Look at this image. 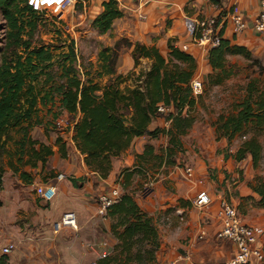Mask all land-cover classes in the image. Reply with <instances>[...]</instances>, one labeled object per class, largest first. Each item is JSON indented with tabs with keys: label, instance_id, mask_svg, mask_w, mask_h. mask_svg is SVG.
I'll return each instance as SVG.
<instances>
[{
	"label": "trees",
	"instance_id": "trees-1",
	"mask_svg": "<svg viewBox=\"0 0 264 264\" xmlns=\"http://www.w3.org/2000/svg\"><path fill=\"white\" fill-rule=\"evenodd\" d=\"M122 16L115 0H102L90 26L97 35H103L111 30L113 21ZM0 17L3 22L0 28L3 30L0 42V151L9 157L10 170L18 174L25 185L31 184L32 176L22 171L23 168L39 167L42 171L53 154L49 145L31 138V129L41 127L45 135L62 114L74 119L70 125L73 148L82 157L86 170L100 180L107 178L111 160L123 154L133 139L146 137L152 140L158 135L166 138V146L160 154L145 144L141 153L134 155L132 169L124 168L118 172L116 181L123 178V189L137 168H142V163L153 160L159 165H169L165 160L181 153L180 137L193 123L189 110L194 105V98L188 83L195 73L196 62L188 53L173 46L172 40L166 41V54L162 56L154 46L120 38L111 47H101L95 64L84 68L80 63L77 65L72 41L59 47L32 45L38 13L32 12L24 0H0ZM56 34L59 38L60 33L56 31ZM120 47L129 51L133 68L124 76L116 74L114 69ZM248 55L244 47L231 45L220 38L218 45L206 52L210 69L207 84L218 86L231 75L226 65L227 56L247 58ZM139 60L144 61L145 66L134 70ZM102 78L105 82L101 85ZM252 92L249 86L246 98L234 114L217 117L214 133L216 140L224 139L228 143L251 125L255 133L240 143L231 158L240 162L248 157L254 169L261 154L256 137L264 138V95L252 98ZM159 104L171 107L173 112L164 116L158 114L156 107ZM42 110L50 117L48 121L38 117ZM159 119L167 123V127L150 131L149 125ZM6 142H11L10 151H5ZM53 145L57 147L59 157L64 159L65 145L60 136L55 137ZM226 155L224 158H228ZM67 180L76 188L86 178ZM247 188L257 198V209L264 210V177L256 178L254 184H247ZM243 198L253 200L250 196ZM105 218L110 222L109 233L116 243L111 252L94 264H118L122 255L124 264L155 260L159 246L155 223L139 210L128 193L120 194L119 200L106 211ZM0 264L3 263L0 261Z\"/></svg>",
	"mask_w": 264,
	"mask_h": 264
},
{
	"label": "rangeland",
	"instance_id": "rangeland-1",
	"mask_svg": "<svg viewBox=\"0 0 264 264\" xmlns=\"http://www.w3.org/2000/svg\"><path fill=\"white\" fill-rule=\"evenodd\" d=\"M100 1L76 0L73 11H65L62 14H53L49 11L38 13L36 29L32 37V45L43 44L59 47L62 44L67 45L69 41H72V49L75 54V59L77 60V65L80 63L84 66V68H88V64L94 65L96 61V54L100 48L104 46L111 47L114 43L112 33L107 32L103 35H97V33L90 26V22L99 12ZM171 1L175 2V0ZM182 1L183 0H176L177 3H175L183 14H195L197 11L204 13L201 8H196V4H204L208 6L209 3L214 4L217 2L216 0ZM83 12L85 17L82 24L75 26L74 22L77 18V14ZM2 23L3 22L0 17V28ZM169 24L170 21H165L166 26ZM56 31L60 33L59 38L56 37ZM243 32V34L235 35L236 38L231 35L232 38L236 40V44L231 45L244 47L249 55L247 58L240 56L226 57V65L230 68L231 75L218 86H211L207 84L206 76L210 72L205 74V76H203L204 73L202 72V76L204 78L199 76L203 81L202 91L198 97L194 98V105L189 110L193 123L185 135L180 137L182 146L181 153H175L172 157L165 160V162H168L169 165H159L158 161L149 160L146 163H142V168H137V172L130 177L126 188L123 189L122 187L123 178L120 177L118 181H116L115 177L113 183L109 185L102 184L98 193H94L92 195L84 193V197L78 196L82 199L83 205L90 209V217L95 218L94 228L96 229L98 236V239H96L94 237L95 234H93L91 230H88L86 233L90 239H93L92 242L86 245L89 247L82 248L89 253L91 252L94 254L90 257L91 259L89 258L86 260L85 264H94L99 258V252H111L112 247L116 243V240L110 233L108 235H104L102 228L103 220L95 214L94 207L98 194L103 192L105 193L111 188L117 189L119 195L122 193H128L139 207V210L148 216V213L144 210L143 205L151 207V205L155 203L154 198L149 199L146 196L149 195L156 186L164 189L166 194H175L173 182L170 180H161L159 182L158 176L162 173H167V170L175 172L177 170L180 171V169L184 166L191 167L187 160L188 156L185 152L189 155L200 156V152L207 147L212 146L213 148L216 147V154L218 153L223 157H227L226 154H228V157L231 158L240 143L255 133V130L252 129L251 125H247L242 134L234 135L228 143L224 139L216 140L214 133V123L217 117L219 115L226 116L228 114H234L238 110V105L246 98L249 86H251L253 91L251 93L252 98H255L259 94L264 95V38L253 33L251 28L247 29V25ZM2 33L3 30L0 29V42H2ZM127 58V49L120 47L118 49L117 59L114 65L116 74L124 76L133 69L132 61L131 68H128V66H130V62L129 65H127ZM138 63L139 65L134 70L145 66V62L142 60H139ZM197 65L199 66V64ZM78 70H81L80 67H78ZM104 82L105 78H102L99 81L101 85ZM38 117L42 118L43 121H48L50 119L49 116H46V111L44 110L38 113ZM58 120L60 121V124L50 125V128H48L45 135L41 127H33L30 131L31 138L47 145L49 144V146H53L55 151L54 158L49 157L47 159L42 171H40L39 167L33 170H30L27 167L23 168V170L21 169L32 176V182L30 185H25L19 178V175L10 170L8 166L9 157L4 151H0V261L3 264H65L64 261L67 258L66 256L72 249V247H65L67 248V254L64 255V253H62L64 255L63 258L65 257L63 260L61 259L60 254V261H58V255L53 252L54 247L51 246L55 241V237L63 231L71 232L74 235L78 232V228L75 230L63 229L57 234H53L51 231L53 217L57 218L60 212L65 209V203L62 196L59 193H56V195L47 204H43L39 202L33 194V187L36 184L55 187L60 180L66 181V178L69 177L74 179L85 177L86 181H94L90 175L88 177L83 176L82 168L79 164V157L74 153L73 148L69 147L70 145L67 142L70 135V125L74 119L62 114ZM159 120H161L165 125L162 127L160 126V128L167 127V123H165L162 119ZM155 121L158 122V120ZM191 133L198 136L199 139L196 138V136L192 138ZM11 135L14 134L11 133ZM59 135L62 143L65 145L66 152L64 159L59 157L57 147L53 145L55 137ZM256 139L261 146V154L255 168L252 169V177L245 181L246 186L247 184H254L256 178L264 177V138L258 135ZM220 141H224L225 144H222V146H215L214 143L216 142L217 144V142ZM150 142L153 150H155V153L157 154H160L166 146V138L160 135H158L155 139L150 140ZM201 146H204V148ZM4 148L5 151H10V149H12L11 142H6ZM11 160L13 161L14 159ZM134 161L135 159L133 156L132 162L128 163L133 165ZM52 167L53 169H51ZM161 167L163 168L161 169ZM64 170L65 172H63ZM207 170L208 169H205L207 174L203 176V181L209 184L210 180H217V177L215 174L210 173ZM181 175L184 177L182 173ZM86 181L76 187L78 188V192L76 194L82 193L81 189L85 186ZM219 182L217 181V183H215L217 185V187H214L215 191L220 190L221 185ZM95 185L97 184L94 183L93 186ZM67 190L71 191L69 193L73 198L72 189H69L68 186ZM143 197H146V199H142ZM252 198L253 200H244V198H239L236 201V204L232 205L245 222H247V220L245 219L246 217L244 218V215L248 217H250L251 214L255 215L254 211L257 209V206L255 205V200L257 198ZM224 200L226 201L225 198ZM179 201H182V203H179ZM176 203L180 208H187V211L175 213L176 209L174 208L165 209L164 212L158 211V221H154L153 219L157 211L152 214L154 215L153 217L148 216L152 218L154 223L156 222L155 228L158 234L159 246L158 250L155 252V260L148 262L141 261V264H158L163 260H167L162 259V256H164L167 252H170V250L172 251V254L175 255L174 257L183 256L186 252L181 246L189 240L191 235L181 232V227L184 220L189 218V211L191 209L194 210L196 218L201 215V220L206 219L204 212L199 213L196 211L192 207L191 202L177 200ZM69 209L70 208H67L66 210ZM201 220H199L200 224L204 225L205 222ZM193 239L195 240V238ZM109 240H111V242L113 241V245L110 244V246H108ZM195 241L201 246H206L197 247L196 251L190 255L192 262L196 264H222L229 258L230 255H233L232 252L229 254L228 251V248L230 247L227 246L230 244L210 240L207 236L204 240ZM101 243L106 245H104V247H97V245L101 246ZM6 245H11V250L6 256H3L1 249ZM262 249L264 256V247H262ZM133 252L134 249L132 250V253ZM124 263L125 259L124 255H122L119 257L118 264ZM128 264L136 263L130 261ZM179 264L182 263L179 262ZM261 264H264V259Z\"/></svg>",
	"mask_w": 264,
	"mask_h": 264
},
{
	"label": "crops",
	"instance_id": "crops-1",
	"mask_svg": "<svg viewBox=\"0 0 264 264\" xmlns=\"http://www.w3.org/2000/svg\"><path fill=\"white\" fill-rule=\"evenodd\" d=\"M216 1L217 2H215L214 4L209 3L208 6L204 4L202 5L196 4V8L197 9L201 8V10L204 11V13H200L197 11V13L195 14L194 13L183 14L178 9L179 7L176 5L177 3L176 0H175L176 3L171 0H150L149 3H147L142 9L143 14L145 15V19L138 20L135 15V12L137 11L135 7L136 0H118L117 8L122 12L123 16L120 19H116L113 21L111 30L108 33L113 34V38H112L113 42L118 38H125L130 42H138L145 46H154L155 48H157L160 54L164 56L166 54L165 44L167 40L169 39L172 40L173 46L175 47H177L182 43L188 42L189 36L187 33V29L190 26H192L193 21L195 19L201 17H210L214 14H217L218 12L217 9L224 10L232 4H236L238 6L239 10L244 16V19H246L245 21H246L247 29L251 28L250 26L251 19L257 10L256 0H221V1L216 0ZM97 10H98V6H97ZM76 17L77 18L74 22L75 26L82 24L85 14L84 12L78 13ZM165 21H170V24L166 26ZM243 33L244 32L240 34ZM231 35L232 34L230 32L229 26L224 25L222 28L221 38L229 41L230 44H236V40L233 39ZM127 53H128L127 65H129L130 62V66H128V68H131V59L129 57L128 50ZM187 53L193 57V59L196 62V65L199 64V66L197 65L194 76L199 75L200 77H203L205 76V74L210 72V69L206 63V58H205L206 54H203L198 48L195 47H191ZM199 69L200 70L203 69V70L200 71ZM202 72L204 73L203 76H202ZM160 126L162 127L165 125L161 120H158V122L156 121L152 122L149 125L148 129L151 131L156 127L160 128ZM194 136L196 135H193V133H191V137L193 138ZM70 137H71V131L67 142L70 145L69 147L73 148ZM196 138L199 139L198 136H196ZM144 144L151 145V142L146 137H139L133 139L131 141L130 146L125 150V152L122 155H120L117 158H113L111 160V170L105 180H100L96 176L94 177L93 174L89 173L82 163V157L73 148L74 153L77 154V156L79 157V164L82 168L83 176L88 177L90 175L94 181L91 180L86 181L85 186L82 187L81 189L82 193L79 194H76L78 192V188L71 187V184L67 180L68 178H66V181L60 180L58 184H56L54 187L55 195L56 193H59L62 196L65 203V209L60 212L57 218L53 217L52 223L58 221L62 213L72 212L75 216L76 228H78V232L76 233V235L68 231H63L57 237H55L54 239L55 241L52 243L51 246L54 247L53 252L57 253L58 255L57 257L58 261H60V254L62 260L65 258V257L63 258V256L67 254V248L65 247H72V249L69 251L70 256L69 254L66 256L67 258L64 261L65 264H85L86 260L92 257V254L94 253L91 252L89 253L88 251L84 250L82 247H89L86 245L92 242L93 238L90 239L86 234L88 230H91L93 234H95L94 237L98 239L97 231L94 228L95 218L90 217V209H88V207L86 208L83 205L82 199H80L78 196L84 197L83 195L84 193L89 195L98 193V191L101 189L102 184L109 185L113 183L117 173L121 169L128 168L129 170H131L132 164H129L128 162H132L134 155L141 153ZM214 144L215 146H222V144L224 145L225 142L220 141L217 142V144L216 142ZM204 146L201 147L204 148ZM50 147L53 152V154L50 157L54 158L55 156L54 147L53 146ZM215 150L216 147L214 148L212 146L207 147L202 152H200L201 153L200 156L189 155L187 152H185V154H187L188 156L187 160L193 169V178L191 180H187L184 177H182L180 171L178 170L175 172L167 170V173L160 174L158 176L159 182L161 180L164 181L170 180L171 182H173V188L175 194L174 195L166 194V191L164 189H162L159 186H156L155 189H153L150 192V194L146 196L149 199L154 198L155 203H153L151 207H146L145 205H143L144 210L148 213V216L153 217L154 215L152 214L155 211H157V213L153 217L154 221H156L158 211L164 212L165 209L168 208L176 209L175 213H180L184 211L186 212L187 208H180L179 206H177L176 201L183 200V201L191 202L193 197L198 191L200 190L206 191L208 195L211 196L214 203L210 208H208L204 212V216H206V219L204 220L202 219L203 222H205V224L202 226H204L206 230V236L208 237V239L215 241L214 232L216 229V225H215V221L212 218V214L214 207L216 205V201L219 198L222 199L225 198L226 202L233 205L236 204V201L242 197L252 196L256 199V196L250 192V190L247 188L245 183V181L251 178L253 175L250 159L246 157L244 160L240 162H234L230 157L224 158L222 155L218 153L216 154ZM155 152L156 151L154 150V153ZM162 168L163 167H161V169ZM51 169H53V167ZM205 169H208L207 171L215 174L217 180H210L209 184L204 182L203 176L207 174ZM63 172H65V170ZM217 181L221 185L219 191H215L214 189V187H217V185L215 184L217 183ZM93 182L97 185L93 186L94 184ZM68 186L69 189H72L73 191L72 193L73 198L69 193L71 191L67 190ZM146 197H143L142 199H146ZM67 208L70 209L66 210ZM189 212H190L189 218L184 220V223L182 224L181 227V232L185 234H189L191 235V237L181 247L182 249H184L186 253L191 255L193 252L196 251L197 247H206V246L199 245L193 239L195 238L198 228L201 225L199 220H201L202 216L200 215V217L196 218V215L194 214V210L192 209ZM254 214L255 215L251 214L250 217L244 215V218L246 217L245 219L247 220L246 222L247 224L257 225L262 228L263 235L259 239V241L261 247H264V210L255 209ZM102 220H103L102 228L104 235H108L109 221L106 218ZM108 243H109L108 246H110V244L113 245V241L111 242V240H109ZM101 244H102L101 246L97 245V247H104V245H106L104 243ZM209 247H214V246H209ZM227 247H230L228 248L230 254L232 252L231 250L232 245L231 246L228 245ZM62 253H64V255ZM99 254L101 253L99 252ZM174 256L175 255L172 254V251L170 250V252H167L164 256H162V259H172L175 258Z\"/></svg>",
	"mask_w": 264,
	"mask_h": 264
},
{
	"label": "built area",
	"instance_id": "built-area-1",
	"mask_svg": "<svg viewBox=\"0 0 264 264\" xmlns=\"http://www.w3.org/2000/svg\"><path fill=\"white\" fill-rule=\"evenodd\" d=\"M76 0H24V4L35 13L49 11L53 14H62L63 12L73 11ZM116 4L118 0H115ZM150 0H136L135 12L138 20H144L145 15L142 12L143 7L149 3ZM257 10L251 19V30L253 33L264 38V0H256ZM217 8V7H215ZM217 14L210 17H201L193 21L192 26L187 29L189 41L178 45L180 51L187 53L191 47L198 48L203 54H206L209 48L215 47L219 43L222 36V28L228 25L233 36L242 33L246 28V21L243 14L236 4L230 5L228 8L222 10L217 9ZM203 81L199 75L193 76L188 87L190 95L193 98L198 97L202 91ZM156 112L162 116L173 112L172 108L164 107L161 104L157 105ZM57 120L55 125H59ZM184 178L191 180L193 178V169L190 166H184L180 169ZM33 194L35 198L47 204L55 195V189L50 185L36 184L33 187ZM119 193L117 189L111 188L107 192L98 194L96 197L95 214L102 219H105L106 211L110 206L119 200ZM213 199L206 191H198L191 201L192 207L200 212H205L213 205ZM212 218L215 221L216 229L214 232V239L217 242L228 243L232 245L233 255L222 264H261L263 262V249L259 239L263 235V230L260 226L247 224L236 209L219 198L213 210ZM63 229H76V220L72 212H64L59 217L58 221L52 223L51 231L57 234ZM206 230L204 226L200 225L195 235V240H204ZM11 250V245H6L1 249L3 256H6ZM107 252L103 251L99 258L104 257ZM196 264L192 262L191 256L184 253L183 256H178L172 259H167L158 264ZM93 264V263H92Z\"/></svg>",
	"mask_w": 264,
	"mask_h": 264
}]
</instances>
